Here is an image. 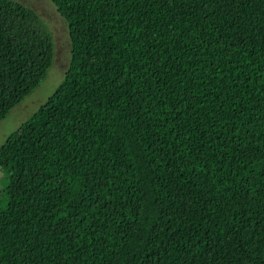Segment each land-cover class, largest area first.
<instances>
[{
    "label": "trees",
    "instance_id": "trees-1",
    "mask_svg": "<svg viewBox=\"0 0 264 264\" xmlns=\"http://www.w3.org/2000/svg\"><path fill=\"white\" fill-rule=\"evenodd\" d=\"M61 81L0 144V264H264V0H50ZM49 28L0 0V120Z\"/></svg>",
    "mask_w": 264,
    "mask_h": 264
},
{
    "label": "rangeland",
    "instance_id": "rangeland-1",
    "mask_svg": "<svg viewBox=\"0 0 264 264\" xmlns=\"http://www.w3.org/2000/svg\"><path fill=\"white\" fill-rule=\"evenodd\" d=\"M33 8L51 32L53 59L45 77L23 99L14 105L0 120V144L6 135L27 118L61 81L69 56V37L64 18L50 0H20ZM7 172L0 167V207L5 208L7 199L3 195Z\"/></svg>",
    "mask_w": 264,
    "mask_h": 264
}]
</instances>
